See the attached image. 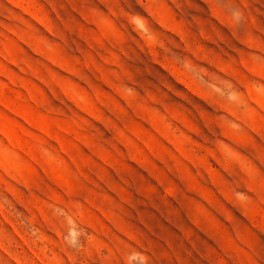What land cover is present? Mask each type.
Returning a JSON list of instances; mask_svg holds the SVG:
<instances>
[{
  "label": "rangeland",
  "instance_id": "rangeland-1",
  "mask_svg": "<svg viewBox=\"0 0 264 264\" xmlns=\"http://www.w3.org/2000/svg\"><path fill=\"white\" fill-rule=\"evenodd\" d=\"M0 264H264V0H0Z\"/></svg>",
  "mask_w": 264,
  "mask_h": 264
}]
</instances>
